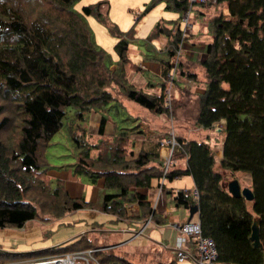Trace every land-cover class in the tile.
<instances>
[{
  "label": "trees",
  "instance_id": "16d2710c",
  "mask_svg": "<svg viewBox=\"0 0 264 264\" xmlns=\"http://www.w3.org/2000/svg\"><path fill=\"white\" fill-rule=\"evenodd\" d=\"M77 1L0 0V228H19L42 218L52 222L80 209L111 215L116 222L134 219L140 226L147 220L164 225L167 219L154 212L139 189L149 190L154 181L160 188L161 178L172 181L191 176L194 191L169 193L178 208L197 206L202 234L216 246L215 264H264V0L199 4L151 0L147 9L163 2L165 10L179 17L157 21L141 40L136 60L129 57L130 43L137 41L135 25L123 31L111 22L109 0L81 7L84 15L97 19L116 38L114 59L97 45L83 14L74 10ZM215 10L220 14L208 20L211 38L205 46L206 59L200 64L205 85L191 101L190 113L198 129L211 131L224 121L222 155L213 152L209 137L191 139L178 125L177 146L166 166L160 149L169 135L159 133L154 139L147 133L152 131L150 126L144 132L142 124L150 115L182 121L178 114L181 106L176 98L166 104V81L150 93L130 83L127 75L141 71L138 61L145 60L159 62L164 79L178 71L181 77L196 81L197 74L184 71L179 54L181 18L187 11L190 16L196 11L194 18L199 20L197 15L209 17ZM160 40H167L164 52ZM114 86L138 108L136 112L144 114L141 121L117 103ZM67 108L74 111L77 123L85 122L91 112L98 115L99 138L107 137L106 124L113 123V135L107 137L112 141L95 159L90 158L93 148L80 142L75 130L68 131L77 151L70 165L72 174L87 178L92 185L104 181L92 201L71 198L64 180L46 174L50 166L44 151L64 125ZM113 108L116 119L109 114ZM121 112L129 117L117 118ZM80 130L85 132L83 126ZM132 134H136L135 140L129 138ZM136 141L140 142L137 153ZM238 173L250 177V202L232 196L223 186L237 179ZM132 204H138V216L130 218ZM254 218L258 219L261 248L250 240ZM105 245L85 234L31 252L10 253L0 248V264L88 249H94L98 264H137Z\"/></svg>",
  "mask_w": 264,
  "mask_h": 264
},
{
  "label": "rangeland",
  "instance_id": "374dc122",
  "mask_svg": "<svg viewBox=\"0 0 264 264\" xmlns=\"http://www.w3.org/2000/svg\"><path fill=\"white\" fill-rule=\"evenodd\" d=\"M96 1L98 0H78L73 8L74 10L83 14L81 7L84 5L97 3ZM111 1L113 2V7L109 12V19L111 22L119 21L122 27H130V24L132 23V25H135L137 30L136 36L138 39L136 42H131L129 46V57L132 60H136L134 55L136 51L142 47L141 44L143 41L141 40L145 37L143 33L147 34L150 30H152L154 24L161 20L162 17L163 19L164 17H166L165 19H168L167 16L170 14L178 16V13L174 11L165 10L163 2H160L153 8L147 9V6L151 0H133L134 4L130 5V7L120 3L119 0ZM159 6H162V10H160ZM219 14L220 13L217 10L210 12L209 17L206 16L199 20L200 24L202 25H198V30L194 32L189 31V26L185 27L183 17L181 18L180 28L183 31V41L179 44V54L184 62V71L197 74L196 81L187 77H181L178 71L173 77L164 79V77L161 75V66L159 62H156L160 68L158 77L146 74L142 75L139 73L141 71L134 70L130 71L127 75V79L130 83L137 87H142L145 91L150 93L153 92V89L157 91L159 86L163 84L164 81H166L165 87L166 93L168 95H166V104L169 105V102L171 100H175L176 98L181 106V110H179L180 108L178 109V114L183 119L182 121L172 120L168 115L159 116L158 118H156L154 115H150L148 117L145 116V118L149 119L146 120L147 123H144L146 126H150L151 130L154 132L167 134V136L169 135L168 140L173 139L175 141L174 146H177L176 134L178 132V125H180L181 129L185 131L188 136H191V139L204 141L206 140V137H209L210 144L214 146L212 150L215 154L218 153V150L221 147L220 140L222 139V136L220 135V131L224 127V121L223 123L221 121L217 123L214 129L211 131L198 129L195 128L192 123V115L190 112L192 110L191 101L193 102L196 94L203 91V87L205 85V74L200 64L206 59L205 46L211 38V32H209V29L206 28V26L210 17L212 18ZM83 18L90 27L93 38L95 39L97 45L107 50L115 59L116 55L114 54V44L116 42V38L111 36L107 31V28L94 17L83 14ZM167 21L170 22L169 20ZM189 22H191V19H188V24ZM171 30H175V25H173ZM166 41L167 40L159 41V46H163V52L165 50ZM110 42H114V44ZM172 67L175 68L174 64ZM112 68H114V66ZM176 83H178V85H176ZM112 93L115 96L117 103L125 106L127 109L126 111L129 112L131 117H137L136 120L139 119L140 121L142 118H144V114H139L136 112L138 108L132 102L126 100L123 93L117 86H114ZM117 108L121 110L119 106H117ZM115 110L116 109L114 108L111 109L109 114L114 116ZM124 114L126 113L121 112L120 116L117 118L129 117L127 115L124 116ZM74 116V111L70 108H67L64 125L58 132L54 134L49 142V145L44 151V158L47 164L50 166V169L46 171V174L51 178L56 177L64 180V186L66 189L64 190L67 192L70 190V193L68 192V194L71 198L81 197V195L84 193L85 198L90 199L93 187L91 181L85 177H76L70 170V165L74 163L77 151L74 141L72 140L68 131L71 129L75 130V132H77L76 136L78 140L93 148L90 152V158L95 159L98 155L104 154L106 148L110 145L112 139L107 137L113 135V123L110 121L106 124L105 134L107 137L99 138L97 136V128L99 126V122L97 120L99 118L98 115L91 112L83 123H77L74 119ZM82 126L85 130L83 133L80 130ZM142 129L144 132L147 131L146 128H143V125ZM135 137L136 134H132L129 138L131 140H135ZM141 141L143 142L144 140ZM164 144L165 145H163V148H165L166 151L164 150L165 154L163 157L160 155V157L164 162H166L167 160L164 159V157L169 155L170 146L167 145L166 142H164ZM134 146L135 153L139 152L140 142L136 141ZM219 151H221V149ZM172 154L173 153L171 152V155ZM236 177L241 187H249L251 182L248 174L238 173ZM170 197L172 198V196ZM44 209L45 212H47V208L44 207ZM45 215L48 214L45 213ZM108 217H111V215L104 214L97 210L80 209L73 212H66L57 220L52 222H44L42 218V221L29 220L19 228H0V248L10 253L31 252L50 248L52 246L68 242V240L75 238L82 230H86L87 233H89L91 229H96V226H93L94 223L91 224V221L103 222ZM109 225L112 226L114 223L109 222Z\"/></svg>",
  "mask_w": 264,
  "mask_h": 264
},
{
  "label": "crops",
  "instance_id": "0c3cea01",
  "mask_svg": "<svg viewBox=\"0 0 264 264\" xmlns=\"http://www.w3.org/2000/svg\"><path fill=\"white\" fill-rule=\"evenodd\" d=\"M109 2L110 12L113 7V2L111 0H109ZM119 2L127 5L128 7L134 4L133 0H119ZM159 7L160 10H162V6ZM196 11L192 12V15L189 16L193 21L189 22V31L193 32L198 30V25H202L200 24L199 20L204 18L202 15H197L199 17V20H197V18H194V16H196L197 14ZM178 17L179 14L178 16L170 14L169 16H167L168 19H165L166 17H164V20H175L178 19ZM114 23H116L123 31L128 30L132 25L131 23L130 27H122L119 21H116ZM147 34L143 33L144 36H146ZM110 43L114 44V42ZM134 56L136 57V54ZM138 66L142 69L141 72H139L142 75L146 74L158 77L160 73L159 65L153 61L139 60ZM221 122L223 123V121ZM143 127L147 128L146 125H143ZM147 133L151 137H156L157 135L159 136L158 132L150 131ZM220 149L221 151H219ZM164 150L166 151L165 148H163V150L162 148L160 149V154L162 157L165 154ZM219 150L217 155L218 157H221L222 148L220 147ZM180 166L184 167L185 163L181 162ZM103 183V179H100L98 180L96 185H93L90 199H86L84 193L81 195V197L86 200L92 201L93 199H95L97 191L103 187ZM162 183L161 190H159L158 187L160 183L154 181L152 187L149 190L139 189V191L143 195L147 196L154 212L167 219L164 225H156L147 220L144 223H141L142 225L140 226V223L138 221H135L134 219L116 223V221L113 220L114 217L111 216L103 222L91 221V224L94 223L93 226H96V229H91L89 233H87L86 230H82L73 239L86 234L89 238H95L98 243L107 244L105 245L107 246V248H115L117 254L128 258V260L137 264L170 263L174 260L173 249L174 243L178 236V226L186 220H198V213L194 214L193 217L190 218L189 210L177 208L172 202V198L170 197L172 196V194L169 193L185 189L194 191L195 186L191 176L176 178L172 181L166 179L163 183V186ZM68 192L70 193V190H68ZM128 213L130 218H133L131 216H138V204H132L128 209ZM109 222L114 223V225L110 226Z\"/></svg>",
  "mask_w": 264,
  "mask_h": 264
},
{
  "label": "built area",
  "instance_id": "2783aa9c",
  "mask_svg": "<svg viewBox=\"0 0 264 264\" xmlns=\"http://www.w3.org/2000/svg\"><path fill=\"white\" fill-rule=\"evenodd\" d=\"M191 3L199 4L210 0H189ZM190 12L183 15L185 26H188ZM169 145V155L164 158L167 166L173 152L175 141H165ZM163 145L164 142H163ZM162 145V147H163ZM165 179L161 178V183ZM161 190V188H159ZM94 249L79 250L67 253H59L39 259L18 260L12 264H98L93 256ZM174 260L176 264H215L217 250L212 239L203 236L199 218L198 220H186L178 226V236L174 243Z\"/></svg>",
  "mask_w": 264,
  "mask_h": 264
},
{
  "label": "water",
  "instance_id": "95a60500",
  "mask_svg": "<svg viewBox=\"0 0 264 264\" xmlns=\"http://www.w3.org/2000/svg\"><path fill=\"white\" fill-rule=\"evenodd\" d=\"M228 192L234 197H243L246 201L253 200V193L249 187H241L237 179L230 180L227 185ZM197 212V206H193L189 209L190 218ZM250 240L253 242L254 247L261 248L262 245L259 240V225L258 219L254 218L251 226Z\"/></svg>",
  "mask_w": 264,
  "mask_h": 264
},
{
  "label": "clouds",
  "instance_id": "9594fccd",
  "mask_svg": "<svg viewBox=\"0 0 264 264\" xmlns=\"http://www.w3.org/2000/svg\"><path fill=\"white\" fill-rule=\"evenodd\" d=\"M188 26H189V24H188ZM186 27H187V26H186ZM161 148H163V147H161ZM160 188H161V187H160ZM196 213H197V212H196ZM196 213H195V214H196ZM193 215H194V214H193ZM192 217H193V216H192ZM192 217H191V218H192ZM198 218H199V216H198Z\"/></svg>",
  "mask_w": 264,
  "mask_h": 264
}]
</instances>
